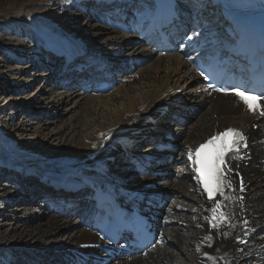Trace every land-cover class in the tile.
<instances>
[{
  "label": "bare ground",
  "instance_id": "obj_1",
  "mask_svg": "<svg viewBox=\"0 0 264 264\" xmlns=\"http://www.w3.org/2000/svg\"><path fill=\"white\" fill-rule=\"evenodd\" d=\"M42 1L44 2V0ZM78 1L81 3L80 1L82 0H74L75 3H78ZM67 2L68 4L63 6L60 0L48 1L41 7L52 13L60 14L56 19L57 23L70 30L71 27L77 24V20L81 15L77 13V10L72 12L69 9L72 0H67ZM222 23L223 21H219L214 23V25L218 26ZM54 25L50 20L42 19L36 22L39 37H35L36 39L32 37L28 40L32 45L25 50L27 53L25 68L23 71H19V75L14 79L15 83L24 84L26 81L28 83H25L26 85L24 84L18 90L12 87L10 92H12L13 96H11L10 103L4 102L0 104L2 106L0 111V178H6L7 176L13 179L11 190H6L5 186L7 185H5L4 181L0 183V185H3V187L0 186V199L6 198V202H8V205L4 202L3 205L5 207L2 205L0 211L5 212L8 210V207L10 204L13 205V202H15L13 210L15 212L20 211L25 209L21 208L22 206L20 205L25 204L26 198H34L36 193L33 192L34 194L32 195V192L26 190V187L24 188L22 184L20 185L18 181L20 174H23V180L28 178V180L34 181L33 185L35 186H49V188L51 184L54 185L53 181L58 184L61 183L62 180L60 179L62 177H69V179L74 180L78 188L82 186L84 179L93 178L121 194H128L127 189L141 192L152 187L153 184L160 185L159 190L167 194L169 199L166 210L168 215L162 221V233L164 236L162 243L152 249L145 257H131L128 260L109 264H245L242 262L244 248L239 246L235 239L240 233L238 226L242 220H246L247 225L253 228L262 225L264 222V167L257 163L256 157L247 167L241 165L247 194L243 196L234 193L231 201H224L228 211L226 220L229 223L228 227L222 226L218 229L209 230L207 227L209 204L204 199L203 194L197 191L196 184L190 174L189 162L182 164L175 162V160L187 156L188 149H192L198 142L206 139L214 132L231 126L246 129V125L252 119L243 116L239 111V105H235L229 97H220L222 99L218 97L216 99L204 98L206 106L200 111V116L196 118L194 125L189 129L186 127L179 132L176 129L177 149L172 158L166 161V163H170L166 165L172 167L169 171H175L168 178V184L154 177L138 176L129 160L121 165L118 173L110 172L106 167L108 157L121 154L123 149L126 150L128 142L140 140L138 134H143L150 130L151 127L147 117L154 114L155 117L159 116L160 111L157 110L166 101L173 99L172 95L178 88V86L176 87L177 84L173 85L175 82L174 76L177 78L176 82H179L181 78L196 82L195 75L192 74L191 68L182 59L181 54L153 55L152 59H149V56L153 54L149 49H144L139 43L127 44L124 50L129 51V53L126 52L127 54L124 53L123 56H132L134 59H141L147 63L150 61V65H148L147 69L137 66L136 70L140 72L138 80L131 79V75L125 76L123 82H130L131 80L135 85L131 89L120 88L108 94L109 99H106L108 104H106V100L101 95H93L91 97L83 95L84 97H82V93L77 92L82 97L79 99L81 107L75 117L76 122L73 126L72 123L65 121V111L60 112L56 116L60 118L58 119L59 121L47 118L43 121L41 120V126H36L39 125V122L34 123L27 119L22 120L18 126L12 120L13 118H4L12 104L18 103L24 106V102H37L40 100V97L36 96V94L32 96L30 89L36 80L47 75L39 74L36 79L27 78L28 71L34 66L35 62L41 63L39 68L50 71L55 62H61L60 66H64V64H69L73 58L78 57L79 47L90 49L82 39L73 38L72 36L65 37ZM92 26L89 24L85 27V30ZM107 29L99 28L100 32L98 34H104ZM27 33V30L20 28L18 34L25 36ZM124 36L126 37V43L132 42L134 39L129 35ZM109 43L118 44V38L109 40ZM40 49H43V55L38 53ZM94 51L96 52V50H92L91 53ZM99 54L101 53L97 54L98 57L100 56ZM19 60V57L14 59L15 62ZM86 60L87 62L92 61L88 60V58ZM98 65L105 66V63L101 62ZM14 70L10 72H14ZM30 74L32 75V73ZM68 75L72 76L70 72ZM44 84L48 91L58 88L59 85L55 84L54 80L48 81L47 84L44 80ZM193 88L194 86L188 90L193 92L195 91ZM43 91V87H40L38 93L42 94ZM15 94L16 96L14 97ZM67 97H64L63 101L59 97H54L50 104L54 107L57 104L64 103ZM201 101L202 99H199L198 103ZM175 102L172 100V104ZM175 104H178V102ZM181 104H185V102H181ZM98 113L103 114V121L97 119ZM51 116H55V114ZM163 118H166V116ZM58 122L57 131L51 130L50 125ZM70 128L71 132L78 129L77 133L73 131L74 133L69 136L71 137L70 140L65 137L63 139L61 136ZM37 129L39 130L38 132ZM250 134L252 136L256 135L254 132H250ZM22 147L30 148L31 152L25 154L21 151ZM252 150L256 155L260 153L257 151V146H253ZM163 154H166V152L159 153L158 157ZM162 174L164 173L161 172ZM130 179L135 182H130L127 186V180ZM8 182L11 181L8 180ZM56 188L52 187L50 190L55 191ZM17 189H19L20 193H18ZM14 193H18L15 195V197L19 198L18 201L10 200V196ZM61 194L63 196L69 195L67 191L63 192L62 190ZM129 198H133V195ZM30 209H27V214L30 213ZM27 214H24L18 222L17 225L19 227L12 228L9 233H6L7 231L4 227L7 223L3 221L9 215L6 214L5 219L0 222V246L5 250V255L2 256L4 261L13 260L9 249L13 246L11 233H18L19 240L24 242L23 248H26L24 246H30L28 243L31 240L36 242L37 239H40V241L46 242L49 237L64 230L69 231L65 241L48 245L52 252L60 254L59 256H61L64 264H70L74 260L78 262L86 260L90 263V261L99 257L98 243L102 242L97 239L93 231L85 228L83 223L79 222L77 218H69L60 222L59 218L53 213L47 218L48 223H44L45 229H41L40 224L35 226L36 229H40L39 231L42 234L37 239H33V237H28L30 236L28 235L29 233L23 234L17 231L21 227L28 226L27 224L31 222L29 219L30 215L28 217ZM242 216L244 217L243 219ZM36 221L37 219L32 220V222ZM185 232H188V240L184 237ZM170 234H173L175 240L171 239ZM262 236L263 234L260 233L258 239H262ZM260 243L262 242L258 241L257 246ZM14 245L19 246L16 243ZM37 245L35 244V246ZM252 246L249 245V248ZM42 249H39L35 255L25 254L22 258L23 262L31 263L35 260L32 256L39 258L42 255H49Z\"/></svg>",
  "mask_w": 264,
  "mask_h": 264
},
{
  "label": "rangeland",
  "instance_id": "obj_2",
  "mask_svg": "<svg viewBox=\"0 0 264 264\" xmlns=\"http://www.w3.org/2000/svg\"><path fill=\"white\" fill-rule=\"evenodd\" d=\"M48 1L53 2L56 0H44V2L42 0H0V104H3L4 102L10 103L11 96H13L11 94L12 92H10L12 87L17 88V90H18L25 83L26 84L28 83L27 81L24 84L15 83L14 79H16V77L19 75L18 72L23 71L25 68V65H26L25 58L27 59V53L25 50L28 46L32 45V43L28 40L32 37H34L33 39H36L39 37V31L36 27V22H38L39 20H42V19H44L46 21L50 20V22L55 24L54 27L56 29L60 30L65 37H71L72 36L73 38L82 39L84 42L87 43L88 48L90 47L91 50H96L97 53H101L103 57L109 58V60H115V58L117 57L118 54L123 55L124 53L127 54L126 52L129 53V51L124 50L125 47L127 46V44L125 43V40H126L125 36H123L122 38L115 36V33L112 30H108L106 28V26H100L99 21L92 22V18H90V17H89V20H91V22H88V17L81 15V17L77 20V24L74 27H71L70 30H67L63 25H61L60 23H57V21H56V19L60 16V14H57L55 12L52 13L50 11H47L46 8L41 7L43 4L48 3ZM60 2H61V5L65 6L68 4L69 1L67 2V0H60ZM75 2H74V0H72V4L69 7V9L72 12L77 10L76 6H74V4H73ZM38 8H42V9L37 10ZM84 8L85 7H83V10H84ZM77 13H79L78 10H77ZM82 13H84V11H82ZM79 15H80V13H79ZM89 24H91L93 26L91 28H88L85 30V27L88 26ZM101 27L106 28L107 31L104 34L99 35L98 34L100 32L99 28H101ZM20 28H24L25 30L28 31V33L25 36H20V34H18ZM115 38H118V42H119L118 44L109 43V40H115ZM20 46H21V48H20ZM114 50H116V52H114ZM38 53L43 55L44 54L43 49H40L38 51ZM16 57H19L20 60L15 62L14 59ZM59 63L61 64V62H58V61L55 62V64H54L55 66L52 69H50V71L46 72L47 71L46 69H43V68L38 69L39 67H41L40 66L41 63H38V61L35 62L34 66L32 68H30V70L28 71V77L27 78H29V79L35 78L36 79L39 74L48 75L44 78H40L39 80H36L34 82V84L32 85V88L30 89V93L32 94V96H34L36 94V96L40 97V100L37 102H35V101L26 102V103L24 102V104H25L24 106L23 105L21 106L18 103H14L10 106V109L8 110V112L4 118H7V119L13 118L12 120L16 124H18V126L21 124L22 120H25V119L29 120L30 122H34V123L39 122V125H36V126H41V124H42L41 122L44 119L50 118V120H53V119L58 120L60 118H57L56 116L60 112L65 111L66 112L65 116H64L65 121L72 123V126L75 125V122H76L75 117L77 116V114L80 110V107H81V101H79V99H81L82 97L87 96V95L83 96V94H82L81 95L82 97H81L73 89L65 91L62 89L55 88L52 91H48L46 88V85L44 84V80L46 81V84H47L46 79L50 80L53 78V76H55L58 73L57 70L59 68L58 67ZM148 65H150V61L147 63V65L143 66L142 69H147ZM14 69H16V70H14ZM11 70H14V72H10ZM30 73H32V75ZM139 73L140 72L138 70H134L133 73L130 74L131 76L130 75H128V76H130L131 79L134 78L135 80H138ZM173 79L175 81L173 83V85L177 84L176 85V87L178 86L177 89H182V88L189 89L190 87L194 86V82H195V81H189V80L187 81V78H181V80L179 82H176L177 78L175 76ZM128 82L122 83L116 89H120V88H122V89H127V88L129 89L130 88L131 89V87H133V85H135L134 83H132L133 81H131V80L129 83ZM136 84H138V83H136ZM40 87H43V89H44L42 94L38 93ZM188 91L184 90L183 92L178 93V95L180 96V98L182 97L184 99V97H187ZM3 94H4V96H3ZM15 96H16V94L14 95V97ZM54 97L61 98V101L64 100V97H67V98L65 99L64 103L57 104L56 106L52 107L50 102L52 99H54ZM89 97H91V96H89ZM103 97L105 100L109 99V95L108 96L104 95ZM192 98H189L188 100H186L185 104L192 103V101H191V100H193ZM220 99H222V98H220ZM223 100H225V99H223ZM106 104H108L107 100H106ZM1 107L2 106L0 105V111H1ZM203 109H204V107H202V108L199 107L198 108L199 112L197 113V115L194 118H190L189 120H191V121H189L188 124L185 125L184 128H186V127H188V129L191 128L194 125L196 118H198L200 116V111H202ZM99 110H101V109H99ZM54 114H55V116H51ZM102 115L103 114L98 113L97 119H99L100 121L101 120L103 121L104 118H102ZM88 118H90V117H88ZM162 119L167 121V118H162ZM58 124H59V122L57 124L50 125V129L57 131ZM149 126L151 127V124ZM183 129L177 128V132H179ZM77 130L78 129H75L73 131L77 133ZM38 131L39 130L37 129V132ZM67 131L70 133H68ZM73 131L71 132V128H70V130H66V133L61 137L63 139L67 138L68 140H70L71 137H69V136L72 133H74ZM177 132H175V133H177ZM149 133H151L150 130H148V132H144L143 134L147 135ZM175 133H173V134H175ZM143 134H141V135H143ZM175 135H177V134H175ZM29 137H31V136H29ZM176 141H177V138H176ZM70 142H72V141H70ZM146 150H149V148H147ZM21 151L24 152L25 154H29L31 152V149L22 147ZM112 158L113 157H111V158L108 157V160H107L108 163L106 164V167L108 168V170L110 172L118 173V170L121 168V165L124 162L122 164L118 163L117 158L113 162ZM120 159H123V157L121 156ZM118 164H120V165H118ZM167 166L168 165H165V169H167V171L172 169V167H170V166L167 167ZM174 172L175 171L172 170V172L170 171V174H166V175L162 174V175H165L164 178L158 179V180H162L164 183L168 184V178H170V176L173 175ZM10 179H12V178L8 177L7 180H10ZM26 179L28 180V178H26ZM5 180H6L5 177L0 178V183L4 181L5 185H8V186H5L6 190H11L12 187L9 186L10 184ZM135 180H137V179H135ZM11 182H12V180H11ZM130 182L134 183L135 181H133V179H132V181H131V179H130V181L127 180L126 185L128 186ZM0 186L3 187V185H0ZM158 187L160 188L161 186L159 185ZM17 190H19V189H17ZM21 191H23V190H21ZM16 194H18V193H14L10 196L11 201H18L19 200L18 197H15ZM1 199L3 200V203L2 202L0 203V209L2 208V205L4 204V202L7 203V205H8V202H6V198H1ZM31 199H34V198H30V200ZM36 202H37V199L33 203L32 201H28L26 198L25 204L20 205V206H22L21 208H25V209H21L20 211L15 212V210H13L15 208L13 206L15 204V202H13V205L10 204V206L8 207V210H6L5 212L0 211V222L2 219H5L6 214L9 215L6 218L7 220L6 219L3 220L4 222L6 221V223H7V225L4 227L5 230L7 231L6 233H9L12 228L19 227L17 225L18 222L21 220V218L23 217L24 214H27V212H28L27 209L31 208L30 213L27 214L28 217L30 215L29 219L31 222L29 224H27L28 226L25 225L26 227H21V229L19 228L17 231L21 232L23 234L29 233L28 235H30V236H28V237H33V239H35V238L37 239V237H39L42 234L39 231L40 229H36L35 226L37 224H40L41 229H45L44 225L48 223L47 218L50 217L51 214L48 211L42 212L36 206V204H35ZM57 218H59V216H57ZM31 219L32 220L37 219V221L32 222ZM59 220L61 222L62 220H65V219L59 218ZM68 233H69L68 230L60 231V232L56 233L54 236L49 237L46 240V242L43 240L40 241V239L39 240L37 239L36 242H33L31 240V241H29L30 243H28V244H30V246H24L26 248H23L24 242H21V240H19L18 233L17 234L11 233L10 234L11 235V243L13 244V246L10 247L9 249L11 250L10 253L13 256V260H6V261L3 260L2 256L5 255V250L0 246V264H42V263L43 264H55L56 263L55 261H57L56 258H57L58 254L55 252H52L48 245L49 244H58V243L65 241L67 236H68ZM170 237L172 240H175L173 234H170ZM184 237L186 238V240L189 239L188 232H185ZM15 243L19 246L14 245ZM35 244H38V245L35 246ZM0 245H1V242H0ZM39 249L44 250L49 255H42L39 258H36V256H32L35 259L34 261H32L31 263L23 262L22 258L25 256V254L35 255L39 251ZM18 257H20V258H18ZM63 264H64V261H63Z\"/></svg>",
  "mask_w": 264,
  "mask_h": 264
},
{
  "label": "snow or ice",
  "instance_id": "obj_3",
  "mask_svg": "<svg viewBox=\"0 0 264 264\" xmlns=\"http://www.w3.org/2000/svg\"><path fill=\"white\" fill-rule=\"evenodd\" d=\"M189 59L191 58L189 57ZM203 75L204 73L201 72V76ZM209 87H212V85L210 84ZM217 90L224 93L233 92L247 106L249 111L256 112L259 110L260 115L264 116V108L258 104L249 103L246 93L241 91L238 86H229ZM252 99H264V95L259 97L252 96ZM243 141H245V135L242 132L234 128H227L222 132L212 135L204 143L199 144L194 152L188 149V160L191 161L194 167L196 179L201 184L203 191L207 193L208 200L214 204L210 209L213 220L226 219L225 213L221 211L224 205L219 200H215L214 197L217 194L224 197V188L231 187V183L227 181L225 169L228 172H231L232 169L228 167L226 157L231 158L232 154L238 153ZM241 187L243 188L242 182ZM244 223L247 222L245 221ZM212 226L214 228L217 227L215 223Z\"/></svg>",
  "mask_w": 264,
  "mask_h": 264
}]
</instances>
